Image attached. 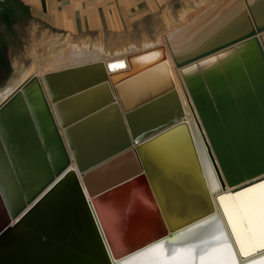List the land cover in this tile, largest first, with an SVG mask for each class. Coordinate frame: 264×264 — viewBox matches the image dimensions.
Listing matches in <instances>:
<instances>
[{
  "label": "water",
  "instance_id": "water-1",
  "mask_svg": "<svg viewBox=\"0 0 264 264\" xmlns=\"http://www.w3.org/2000/svg\"><path fill=\"white\" fill-rule=\"evenodd\" d=\"M262 33L264 0H231L220 4L206 28L181 47L176 48L166 38L164 44L127 54L126 68L106 75L105 71L97 72L100 63L91 62L43 74L60 128L72 132L90 123L89 132L93 135H81L76 144L79 148L73 158L75 166H80L78 173L70 169L67 159L46 181L38 182L39 187L25 198L15 214L9 212L0 181V264H118L148 249H157L155 246L170 241L181 229L173 225L177 217H171L169 204L161 198L172 173L158 158L159 153L154 155L148 148L157 132L180 118H175L180 104L175 98L173 104L170 102L169 94L175 89L170 86L129 111L117 107L125 132L111 140L106 128L101 130L98 125L94 131L89 121L96 115L98 123V115L114 106L112 85L132 80L138 73L164 63L166 50L179 70L191 64L198 67L201 59L213 58L230 48L235 50L237 68L211 80L200 72L197 84L184 86L185 99L219 183L215 202L222 214L225 211L221 197L234 196L264 183V47L259 39ZM246 42H252L255 48L252 58L244 63L237 48ZM49 77L58 79L57 87L51 85ZM33 80H37L34 75L0 102V113L23 95ZM162 98L165 101L161 105ZM27 115L30 119V110ZM101 173L106 175L92 184L93 177ZM202 182L210 205L212 192ZM90 184L97 188L92 189ZM58 188L59 197L47 203ZM210 214L214 211L193 221ZM225 219L233 242V231ZM237 243L236 261H252L264 254V246L243 253Z\"/></svg>",
  "mask_w": 264,
  "mask_h": 264
},
{
  "label": "bare ground",
  "instance_id": "bare-ground-1",
  "mask_svg": "<svg viewBox=\"0 0 264 264\" xmlns=\"http://www.w3.org/2000/svg\"><path fill=\"white\" fill-rule=\"evenodd\" d=\"M229 1L231 0H213L212 2L200 0L197 7L182 11L180 23L165 24L169 26L166 33L151 43L147 41H144L143 45L140 43L141 47L130 45L128 48L114 50L115 52L111 53L101 45L66 42L56 53L50 54L42 62H35L31 67L29 66L30 68L28 67V70L22 74L18 86L33 75L37 77V80L29 83L23 95L13 99L0 113V181L4 188L5 201L9 203V212L15 214L25 203V198H28L40 183L51 177L56 168L67 159L70 161V169L77 172L80 166H75L73 158L76 157L79 148L76 144L81 141V135H87V137L93 135L92 131L89 132L90 123H85L84 127L81 125V130L76 127L72 132H66V127L60 128L49 95L45 90V81L41 77L43 74L91 62L100 63L97 72L105 71L106 75L126 68L127 62L124 58L127 54L164 44L166 38L174 43L176 48L181 47L189 43L198 31L206 28L211 18L219 11L220 4ZM259 39L264 47V33L259 36ZM253 48L255 46L252 42L238 46L237 50L244 63L252 58ZM165 57L164 63L156 65L151 70L138 73L135 78L124 81L120 85L119 83L115 84L116 86L112 85L115 107L111 105L112 108L109 107L106 113H100L98 123L95 122L96 115L89 119L91 126H94V131L97 130L98 125L101 126V130L102 127L106 128L107 137L111 140L125 132L122 126L123 119L120 121L122 115H119L117 107L120 111H129L167 91L170 86L175 89L169 94L170 102L173 104V98H175V101H178L177 104H180L179 112L175 115V118L180 117L179 120L157 132L155 134L157 137L149 143L148 148L154 155L159 153L158 158L172 173L169 183L163 187L164 194L161 198L169 204L171 217H177L173 225L181 229L173 235L170 240L172 242L163 243V249L142 252L146 253L144 255H138V253L118 264H125L133 257H136L133 264H264V254L255 259L251 258L252 261L247 260L251 262L236 261L238 249L236 242L243 253L251 251L252 248L264 246V190L257 188L254 193H245L244 196L236 194L223 196L224 199L220 201L225 212L224 215L222 214L219 205L217 207L215 202L219 183L208 161L196 119L190 111L184 94L186 84L195 85L199 82L200 72L206 79L211 80L215 76L229 73L237 68L239 62L235 50L230 48L213 58L201 59L198 67L191 64L183 70L175 69L173 57L168 50L165 52ZM121 64L123 67H119ZM112 65L117 67L113 68ZM49 80L52 86L55 84V87L58 86L57 78L49 77ZM15 88H7L0 93V102ZM53 91L55 92L56 89L54 88ZM164 101L162 98L159 104L162 105ZM56 105L59 104L56 103ZM29 110L32 115L30 119L27 115ZM125 124H127L126 121ZM127 140L129 141L128 137ZM92 149L90 148L89 152ZM84 154L82 151L81 158ZM103 173L93 177L92 184H97L106 175ZM202 181L212 192L213 201L210 197V205L202 191ZM92 184H90L92 189L97 188ZM60 191L61 189L58 188L46 202L59 197ZM54 203L47 206L44 212L54 206ZM161 206L163 208L162 203ZM210 211H214V214L193 221ZM39 214L41 211L37 213ZM225 216L236 241L232 242L229 236L228 227L224 224ZM98 262L107 264L106 261Z\"/></svg>",
  "mask_w": 264,
  "mask_h": 264
},
{
  "label": "rangeland",
  "instance_id": "rangeland-1",
  "mask_svg": "<svg viewBox=\"0 0 264 264\" xmlns=\"http://www.w3.org/2000/svg\"><path fill=\"white\" fill-rule=\"evenodd\" d=\"M199 2L96 0L88 10H93L99 21L91 23V29L79 22L72 32L49 27L21 0H0V93L17 87L29 66L56 53L66 42L101 45L111 53L130 45L141 47L144 41L151 43L166 33L169 23H180L182 11L197 7ZM75 7L71 6V11Z\"/></svg>",
  "mask_w": 264,
  "mask_h": 264
},
{
  "label": "crops",
  "instance_id": "crops-1",
  "mask_svg": "<svg viewBox=\"0 0 264 264\" xmlns=\"http://www.w3.org/2000/svg\"><path fill=\"white\" fill-rule=\"evenodd\" d=\"M24 5L31 7L37 16L52 28L59 30H76L74 25L85 23L91 29V23H97V14L91 9L96 0H21ZM76 7L71 11V6ZM80 17L78 20L77 18ZM104 17V16H103ZM103 17L102 20L103 21ZM68 30V29H67Z\"/></svg>",
  "mask_w": 264,
  "mask_h": 264
},
{
  "label": "snow or ice",
  "instance_id": "snow-or-ice-1",
  "mask_svg": "<svg viewBox=\"0 0 264 264\" xmlns=\"http://www.w3.org/2000/svg\"><path fill=\"white\" fill-rule=\"evenodd\" d=\"M112 67L113 68H116L117 65H112ZM119 67H123V65L121 64V65H119ZM257 188H260V189L264 190V184L254 186L252 188H248V189H246V190H244V191H242L240 193H237L236 195H238V196H244L245 193L251 194V193H254ZM223 199H224V197H221V200H223ZM170 242H172V241H170ZM155 247L157 249H163V244L157 245ZM150 251H152V249L146 250V252H150ZM144 254H146V253H140L138 255H144ZM135 259H136V257L130 258L128 261L125 262V264H133V260H135Z\"/></svg>",
  "mask_w": 264,
  "mask_h": 264
}]
</instances>
